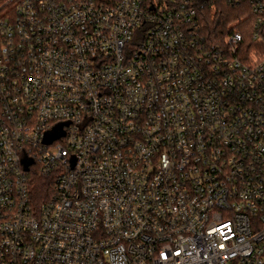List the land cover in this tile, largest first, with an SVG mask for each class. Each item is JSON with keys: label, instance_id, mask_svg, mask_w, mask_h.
<instances>
[{"label": "built area", "instance_id": "built-area-1", "mask_svg": "<svg viewBox=\"0 0 264 264\" xmlns=\"http://www.w3.org/2000/svg\"><path fill=\"white\" fill-rule=\"evenodd\" d=\"M0 264H264V0H0Z\"/></svg>", "mask_w": 264, "mask_h": 264}, {"label": "trees", "instance_id": "trees-1", "mask_svg": "<svg viewBox=\"0 0 264 264\" xmlns=\"http://www.w3.org/2000/svg\"><path fill=\"white\" fill-rule=\"evenodd\" d=\"M238 8H234L226 2H219L213 9L205 13L201 20L203 34L212 40L220 39L228 30L229 25L239 17ZM49 185V184H48ZM43 179H40L35 186L37 201H41L49 191Z\"/></svg>", "mask_w": 264, "mask_h": 264}, {"label": "rangeland", "instance_id": "rangeland-1", "mask_svg": "<svg viewBox=\"0 0 264 264\" xmlns=\"http://www.w3.org/2000/svg\"><path fill=\"white\" fill-rule=\"evenodd\" d=\"M246 15H247L246 12H242V13L240 14L239 18L245 17Z\"/></svg>", "mask_w": 264, "mask_h": 264}]
</instances>
